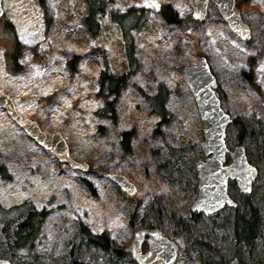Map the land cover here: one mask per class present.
Wrapping results in <instances>:
<instances>
[{"label":"rangeland","instance_id":"1","mask_svg":"<svg viewBox=\"0 0 264 264\" xmlns=\"http://www.w3.org/2000/svg\"><path fill=\"white\" fill-rule=\"evenodd\" d=\"M106 1L104 14L96 16L99 27L93 37L83 24L86 0H2L0 17L10 26L0 21V92L12 98L22 116L32 117L44 129L58 130L71 157L89 167L75 170L59 161L22 133L0 106V219L4 210L27 207L15 219L0 220V258L11 264H137L125 248L136 230L157 227L178 245L174 264L210 260V253L196 241L208 243L224 264H264V13L251 16L252 0H236L235 9L251 30L250 39L241 41L225 27L212 2L199 21L188 0H154L171 5L184 22L172 25L164 22L159 9L144 6L153 0ZM128 9L139 18L130 30L137 66L114 96L100 77L103 72L117 76L128 70L125 40L111 18V12ZM217 25L223 26L221 35L231 46L215 41L209 27ZM12 36L21 48L18 74L10 73L6 64ZM238 49L246 53L245 60L235 56ZM201 56L215 75L221 106L242 127L239 134L230 123L225 144L229 150L242 145L257 168L247 199L257 207L263 232L250 249L237 243L233 234L236 210L247 213L234 179L228 181V195L235 206L191 216L198 195L196 162L205 159L201 142L208 123L200 118L183 68L194 59L198 64ZM38 85L51 95L33 96L34 90L42 91ZM160 86L168 91L165 119L152 113L145 98ZM109 101L111 110L98 115ZM122 131L130 133L125 136L128 150L122 145ZM229 162L226 154L225 163ZM111 174L124 176L136 190L128 193ZM156 200L168 213H147ZM30 210L43 212V220L29 252L14 254L15 233ZM81 229L96 236L106 233L111 248L122 252L101 249ZM147 248L144 243L142 251Z\"/></svg>","mask_w":264,"mask_h":264},{"label":"water","instance_id":"2","mask_svg":"<svg viewBox=\"0 0 264 264\" xmlns=\"http://www.w3.org/2000/svg\"><path fill=\"white\" fill-rule=\"evenodd\" d=\"M188 1L194 19L204 20L209 2H213L230 30L244 41L250 39L251 30L240 13L235 10V0ZM2 14V0H0V16ZM183 79L196 101L200 118L208 123V127L204 129V140L201 142L206 157L196 162L198 195L190 209L196 214L210 215L226 205L235 206L237 203L228 195V181L234 179L240 192L248 193L249 191L245 189H251L257 168L249 163L242 145H236L229 150L225 144V132L231 122V116L221 106L215 92L216 78L205 57L201 56L197 65L184 66ZM0 106L31 139L52 152L59 161L75 170L88 169L87 162H79L70 156L68 145L58 131H42L34 120H23L11 98L5 93H0ZM226 154L231 157L229 163H225ZM249 166L256 170L251 176L247 171ZM110 178L130 194L136 190L134 184L122 175L111 174ZM144 242L148 243V248L143 252ZM125 251L131 254L137 264H156L157 261L173 264L178 245L164 236L157 227H146L134 232L133 239ZM0 264H11V261L8 258H0Z\"/></svg>","mask_w":264,"mask_h":264},{"label":"trees","instance_id":"3","mask_svg":"<svg viewBox=\"0 0 264 264\" xmlns=\"http://www.w3.org/2000/svg\"><path fill=\"white\" fill-rule=\"evenodd\" d=\"M242 2V1H241ZM107 5L106 0H86V9L87 15L83 18V24L89 31V33L94 37L97 35L98 32V21L97 15L104 14L105 8ZM159 14L163 18L166 24H174L180 25L184 23L182 19H180L179 14L175 11L171 5L163 4L160 5ZM111 18L114 23L120 26L121 34L123 39L125 40V54L127 58V66L128 70L120 75H111L106 73H101L100 81L103 83L106 82L107 91L111 95H119L120 91L126 86V80L129 75H131L136 70V59L134 57V44L133 39L130 36L131 28L138 25L139 18L135 15V12L132 9H128V12H118L113 11L111 12ZM0 21H2L5 26L9 27L7 21L2 20L0 17ZM13 42L10 47H8L6 52L7 58V69L10 73L18 74L21 72V67L18 65L17 59L20 56V45L18 44L16 37L12 36ZM71 70H74V67L69 65ZM246 78L250 85L256 88L252 80V76L250 74L246 75ZM168 91L163 87L160 86L155 91V93L151 95H146V101L151 107L152 113L158 115L160 118L165 119V102L167 100ZM111 101L106 102V107L99 108L96 113L102 116V113L106 112L107 109L111 110ZM231 123L235 125L238 133L240 134L242 131L241 124L238 122L237 119H232ZM121 134L123 135L122 145L125 150L129 149V146L126 142L125 136H129L130 133L127 131H122ZM128 138V137H127ZM4 178H8L9 175L7 173H1ZM241 203L243 208L247 209V213H244V210L239 211L236 210L235 218H234V228L233 234L237 243H242L248 249H250L255 241V239L261 235L263 232L262 223L258 215L257 207L252 204L251 201L247 199V193H242ZM166 205L163 204L160 200H156L152 205L145 210L149 213L151 212H166L168 213V208L166 209ZM27 210V207L24 205H18L12 207L9 210H4L1 217V223L5 221H10L12 219L17 218L23 211ZM44 213L37 212L30 210L27 213V216L24 220H22L19 224L18 230L15 233V241L11 245L13 253L19 252L22 249V252L28 253L30 248L32 247V240L37 233L38 226L40 225L41 221L43 220ZM192 218H197V214L191 212ZM84 231V234L89 239V241L93 244H98L101 249L104 250H112L116 251L117 253H121L122 249L118 247L111 248L112 244L110 239L108 238L107 234L104 233L101 236H96L91 234L88 230L81 229ZM195 244L201 248L205 249L210 253V260L207 261L205 264H224L222 257L206 242L204 241H196ZM72 264H82V262L74 261Z\"/></svg>","mask_w":264,"mask_h":264},{"label":"built area","instance_id":"4","mask_svg":"<svg viewBox=\"0 0 264 264\" xmlns=\"http://www.w3.org/2000/svg\"><path fill=\"white\" fill-rule=\"evenodd\" d=\"M251 5L254 7V9H252V12H251V16H254V17H256L257 15H259L260 14V12H262V13H264V0H252V2H251ZM258 7H259V9H258ZM220 15V14H219ZM221 17V16H220ZM222 18V17H221ZM223 20V19H222ZM223 22H224V20H223ZM224 24H225V27L227 26L226 25V23L224 22ZM210 28H212V29H210ZM222 29L223 28V26L222 27H218V25L217 26H213V27H209V30H212V34H213V36H214V38H215V41L216 42H220V43H223V44H225V45H227V46H231V45H228L227 44V39H224L223 38V36L221 35V30L220 29ZM241 40V39H240ZM242 41V40H241ZM232 51V50H231ZM231 54H233V53H231ZM235 56L237 57V59L238 60H245L246 59V57H247V55H246V53H243L240 49H238V50H236V54H235ZM2 60H3V57H2V59H1V64H0V66H2L3 67V62H2ZM197 62H196V59H194V61H193V65H195ZM190 65V64H189ZM181 76V75H180ZM164 77H166L165 75H164ZM171 80V78H169V81ZM187 86V85H186ZM188 89V88H187ZM51 91H48L47 93H50ZM251 93H253V92H251ZM254 94V93H253ZM255 95V94H254ZM249 97V96H248ZM17 106V105H16Z\"/></svg>","mask_w":264,"mask_h":264},{"label":"snow or ice","instance_id":"5","mask_svg":"<svg viewBox=\"0 0 264 264\" xmlns=\"http://www.w3.org/2000/svg\"><path fill=\"white\" fill-rule=\"evenodd\" d=\"M144 6L145 7H151V8H154V9H159L160 8V5L158 3H155L154 0H153L152 3H146ZM27 42L28 41H25V43H27ZM247 171H248L249 176H251L256 170L253 167L249 166ZM245 190L246 191H251L250 188H246Z\"/></svg>","mask_w":264,"mask_h":264},{"label":"flooded vegetation","instance_id":"6","mask_svg":"<svg viewBox=\"0 0 264 264\" xmlns=\"http://www.w3.org/2000/svg\"><path fill=\"white\" fill-rule=\"evenodd\" d=\"M6 64H7V61H6ZM7 67V66H6ZM22 117V119L23 120H34L32 117H24V116H21ZM35 121V120H34ZM36 122V121H35ZM37 123V125L40 127V129L42 130V131H47V132H52V130H50V129H48V128H43L42 127V125H40V123L37 121L36 122ZM18 124V123H17ZM18 126H20L19 124H18ZM21 131H22V133L24 132L26 135H27V133L23 130V129H21ZM28 136V135H27ZM29 137V136H28ZM30 138V137H29ZM31 139V138H30ZM33 140V139H32ZM34 141V140H33ZM43 148V147H42ZM44 149V148H43ZM46 149V148H45ZM1 216V215H0ZM1 220V219H0ZM144 243H147V242H144ZM143 243V244H144ZM143 244H142V246H143ZM148 244V243H147ZM144 252V251H143ZM162 262V261H161ZM157 263V262H156ZM163 263V262H162Z\"/></svg>","mask_w":264,"mask_h":264}]
</instances>
